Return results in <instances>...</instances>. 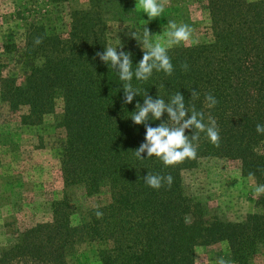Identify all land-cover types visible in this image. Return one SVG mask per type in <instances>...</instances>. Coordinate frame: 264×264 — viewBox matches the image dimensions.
I'll use <instances>...</instances> for the list:
<instances>
[{"label": "trees", "instance_id": "trees-1", "mask_svg": "<svg viewBox=\"0 0 264 264\" xmlns=\"http://www.w3.org/2000/svg\"><path fill=\"white\" fill-rule=\"evenodd\" d=\"M205 2L210 39L171 47L173 74L154 71L147 81L134 79L140 94L131 104L123 103V82L115 70L92 57L121 43L117 52H131L135 70L143 52L131 38L134 29L127 28L135 19L132 0H85L82 9L70 7L67 32L37 22L27 28L20 47L0 46L2 105L13 115L22 110L21 124L41 125L48 119L62 131L58 159L64 186L82 189L87 197L102 189L109 195L107 204L75 212V225L65 200L53 202L51 224L34 230L46 240L26 246L21 237L5 247L8 253H35L43 261L49 255L42 251L50 249V262L69 264L65 259L76 261L77 245L107 241L111 246L96 253L100 264H192L195 245L221 240L235 264H254L264 249V212L236 222L209 219L205 202L187 192L180 172L197 168L199 161H238L241 177L254 173L255 184H264V134L256 132V125L264 124V0ZM109 23L121 27L114 46L108 42ZM36 37L42 39L39 45ZM145 90L165 101L179 91L189 109L194 104L210 112L220 146L201 133L195 160L165 167L147 153L142 154L147 159L137 158L131 151L144 142L145 127L130 118L136 103L143 105ZM192 90L199 99H191ZM207 93L218 101L212 109L205 107ZM161 122L151 121V126ZM147 173L171 175L173 183L152 189L143 181ZM256 204L264 211V195Z\"/></svg>", "mask_w": 264, "mask_h": 264}, {"label": "rangeland", "instance_id": "rangeland-1", "mask_svg": "<svg viewBox=\"0 0 264 264\" xmlns=\"http://www.w3.org/2000/svg\"><path fill=\"white\" fill-rule=\"evenodd\" d=\"M84 1L0 0V46L13 43L20 47L27 28L37 22L54 25L53 29L58 33L67 32L70 7L82 9ZM132 2L135 19L127 23V28L140 32L148 17L138 5L135 8L136 0ZM205 3V0H169L164 12L146 27L151 35H160L157 39L162 44L166 41L164 32L169 20L193 29L192 39L185 45L208 41L209 20ZM108 25V42L114 46L121 27L117 23ZM20 115L22 110L10 114L0 102V264H54L48 260L52 257L50 249L42 251L49 255L42 261L43 256L37 258L33 253L32 256L18 257L15 253H8L5 247L17 243L21 237L26 246L45 241L40 232L34 230L51 224L53 202L65 200L68 207L65 212H74L69 220L75 225V212L103 206L109 202V195L106 189H102L100 193L87 197L82 189L75 191L73 187L64 186L58 159L62 131L55 129L48 119L41 125L21 124ZM180 176L187 192L205 202L209 219L236 222L248 214L264 212L256 204L262 195H255L256 184L252 178L241 177L238 161H199L197 168L182 170ZM47 239L54 243L51 237ZM110 246L107 241L81 243L75 249L76 261L65 260L69 264H100L96 253ZM220 257L235 264L227 243L212 240L195 245L191 260L192 264H216ZM254 264H264V249L254 257Z\"/></svg>", "mask_w": 264, "mask_h": 264}, {"label": "clouds", "instance_id": "clouds-1", "mask_svg": "<svg viewBox=\"0 0 264 264\" xmlns=\"http://www.w3.org/2000/svg\"><path fill=\"white\" fill-rule=\"evenodd\" d=\"M169 0H136L137 5L144 10L148 20L140 32H133L131 38L139 41V46L143 52L142 59L136 64L133 70L132 53L126 51L117 52V48L123 49L120 43L118 47L107 46L104 51L96 52L92 57L93 61L99 58L105 65L115 70L119 80L123 82V103L131 104L134 97L140 94V90L133 86V80L144 82L149 80L153 72H163L166 76H171L174 66L168 50L176 45L188 44L192 39L193 29L187 24H177L174 20H169L164 32L166 41L162 44L158 41L160 35L150 34L146 25L154 18L159 17L165 9ZM157 39V42H153ZM42 43L40 37L34 39V44ZM181 68L188 70V64L182 63ZM191 99H199V93L195 90L190 92ZM205 107L214 108L218 101L211 93L205 94ZM167 119L162 120L164 114ZM134 125H144V142L135 150L131 151L137 158L143 160L147 158H158L165 167H174L186 160L197 158V149L203 133L206 139L215 147L220 146V132L216 119L211 113L197 110L195 105L191 109L186 105L183 95L177 91L171 95L168 101L156 96L153 99L148 95L147 90L143 93V105L139 102L135 105V111L131 113ZM151 121H162L158 126H151ZM186 130H191L192 135H186ZM256 132L264 134V124L256 125ZM147 153V158L142 154ZM250 178H254V173H249ZM144 183L152 189H160L165 184L171 187L173 177L171 175L150 174L143 178ZM255 195H264V184L256 185ZM97 218H102L103 213L96 211ZM216 264H229L223 257L216 260Z\"/></svg>", "mask_w": 264, "mask_h": 264}]
</instances>
